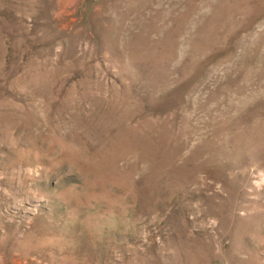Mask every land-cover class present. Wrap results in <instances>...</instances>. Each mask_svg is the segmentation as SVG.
Returning <instances> with one entry per match:
<instances>
[{
	"label": "rangeland",
	"instance_id": "obj_1",
	"mask_svg": "<svg viewBox=\"0 0 264 264\" xmlns=\"http://www.w3.org/2000/svg\"><path fill=\"white\" fill-rule=\"evenodd\" d=\"M0 264H264V0H0Z\"/></svg>",
	"mask_w": 264,
	"mask_h": 264
}]
</instances>
